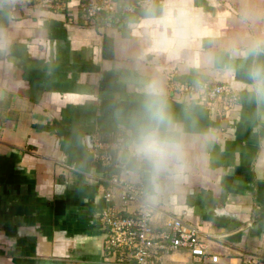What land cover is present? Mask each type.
<instances>
[{"label":"crops","instance_id":"0c3cea01","mask_svg":"<svg viewBox=\"0 0 264 264\" xmlns=\"http://www.w3.org/2000/svg\"><path fill=\"white\" fill-rule=\"evenodd\" d=\"M152 1L128 11L134 0H122L113 19L91 21L0 0V264H121L99 221L109 190L100 176L117 171L95 150L118 138L115 154L130 151L121 162L135 171L127 180L197 225L219 257L176 251L166 264H264V98L250 75L264 66V51H250L264 47V0ZM151 81L171 117L160 134L182 143L181 164L163 174L137 150L152 126ZM200 82L229 85L240 100L226 110L176 88ZM152 224L163 228L159 213Z\"/></svg>","mask_w":264,"mask_h":264},{"label":"built area","instance_id":"2783aa9c","mask_svg":"<svg viewBox=\"0 0 264 264\" xmlns=\"http://www.w3.org/2000/svg\"><path fill=\"white\" fill-rule=\"evenodd\" d=\"M13 6L32 7L65 14L74 18L76 14L91 21L97 20L105 14L113 19L121 8L122 0H8ZM76 1V7L71 3ZM125 10L133 11L138 7L149 6L152 0H134ZM177 91L183 99L200 105H221L226 110L234 109L240 100L239 94L229 85H213L208 82L179 84ZM125 139L118 138L113 142L98 140L95 150L98 152L103 169L113 168L117 173L110 178L100 176L108 183L109 190L104 198L107 207L99 221L106 232L104 250L117 263L121 264H166L164 257L176 252L186 251L198 263L209 260L217 263L219 257L208 251L207 240L210 236L203 233L197 225L185 222L168 212L163 211L157 204L148 199L143 181L131 182L127 178L135 175L116 155L124 146ZM68 170L75 171L71 166ZM142 176V175H141ZM116 189V192L114 190ZM115 199L121 201L120 206ZM133 206L132 212L127 211ZM125 212H129L125 214ZM155 213H159L163 228L156 230L152 220ZM248 262L247 264H253Z\"/></svg>","mask_w":264,"mask_h":264},{"label":"clouds","instance_id":"9594fccd","mask_svg":"<svg viewBox=\"0 0 264 264\" xmlns=\"http://www.w3.org/2000/svg\"><path fill=\"white\" fill-rule=\"evenodd\" d=\"M253 55L264 51L260 42L251 48ZM253 90L258 98H264V66H255L251 72ZM144 111L151 127L142 132L138 154L145 158L156 174H163L179 167L182 161V143L175 136L160 134L161 125H171V117L163 98L162 87L154 81L145 84Z\"/></svg>","mask_w":264,"mask_h":264},{"label":"water","instance_id":"95a60500","mask_svg":"<svg viewBox=\"0 0 264 264\" xmlns=\"http://www.w3.org/2000/svg\"><path fill=\"white\" fill-rule=\"evenodd\" d=\"M129 156H130V151L127 150V151L123 152V154H122V160L121 161L124 162V163H126L128 161Z\"/></svg>","mask_w":264,"mask_h":264},{"label":"trees","instance_id":"16d2710c","mask_svg":"<svg viewBox=\"0 0 264 264\" xmlns=\"http://www.w3.org/2000/svg\"><path fill=\"white\" fill-rule=\"evenodd\" d=\"M103 15H105V14H103ZM105 16H107V15H105Z\"/></svg>","mask_w":264,"mask_h":264}]
</instances>
